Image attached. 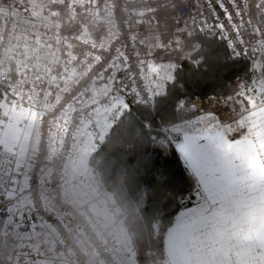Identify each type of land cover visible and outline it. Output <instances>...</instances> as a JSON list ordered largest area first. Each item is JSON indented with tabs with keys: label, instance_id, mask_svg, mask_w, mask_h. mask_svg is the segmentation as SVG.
Returning a JSON list of instances; mask_svg holds the SVG:
<instances>
[{
	"label": "snow or ice",
	"instance_id": "1",
	"mask_svg": "<svg viewBox=\"0 0 264 264\" xmlns=\"http://www.w3.org/2000/svg\"><path fill=\"white\" fill-rule=\"evenodd\" d=\"M192 7L182 15L180 0H0V264H78L52 211L42 146L63 145L71 128L72 140L96 149L128 118L137 140L161 154L174 146L199 201L164 228L167 207L183 197L153 166L141 180L144 233L114 250L117 264H264V71L252 87L208 97L209 110L187 94L173 62L199 70L210 56L199 41L212 36L255 77L264 69V0ZM169 21L174 30L161 33ZM168 84L185 98L162 110ZM128 94L143 118L133 117Z\"/></svg>",
	"mask_w": 264,
	"mask_h": 264
},
{
	"label": "trees",
	"instance_id": "2",
	"mask_svg": "<svg viewBox=\"0 0 264 264\" xmlns=\"http://www.w3.org/2000/svg\"><path fill=\"white\" fill-rule=\"evenodd\" d=\"M210 54L208 63L199 70H194L189 61H185L178 69L180 82L186 85L187 94L198 95L202 100L212 94L221 95L226 85L237 77H250L252 69L244 60L230 59L223 41L216 37H202L199 41ZM257 73L261 71L257 70ZM169 90L167 99L161 100L159 107L170 110L181 93L166 85ZM133 117L143 118V106L130 104ZM131 119V118H128ZM128 119L111 132L110 140H106L90 156V165L100 177L102 188L111 193L119 210L124 215V224L129 231L134 246L141 240L145 230L147 213L141 198V180H148L156 168L163 167L172 177L175 189L183 197L170 204L166 209V218L162 221L164 228L170 226L172 218L184 207L192 204L189 197L195 193V178L186 170L182 159L169 146L161 154L157 145L147 140H137L129 130ZM57 150L52 149V157ZM55 160H53L54 162Z\"/></svg>",
	"mask_w": 264,
	"mask_h": 264
},
{
	"label": "built area",
	"instance_id": "3",
	"mask_svg": "<svg viewBox=\"0 0 264 264\" xmlns=\"http://www.w3.org/2000/svg\"><path fill=\"white\" fill-rule=\"evenodd\" d=\"M142 2L143 0H135V3L137 5ZM148 2H150V0H148ZM198 2L200 4H203L204 0H180L182 8L179 14L187 15V13H189L190 11L194 12L195 9L192 6L196 5ZM205 14L207 15V13ZM174 28L175 23L173 21H169L167 23H163V26L160 27L159 31L161 33H167L169 31L174 30ZM187 50H191L190 46ZM178 55L183 54L180 53ZM239 60H244L249 63L248 60H245L243 58ZM185 61L186 60L183 59H174L173 62L178 63L181 66ZM156 62L161 63L166 61L157 59ZM261 70L264 71V69ZM253 79H255L253 74L249 78L237 77L226 85L221 95L234 94L238 90V85H252ZM148 84L149 82L145 80L138 81L140 89H145V86ZM141 95L145 96L147 95V92L142 91ZM213 95L220 96L219 94H212L207 96L204 100L201 99V107L211 110L213 104L209 103L207 98ZM126 98L129 104H137L135 102L136 98L134 97V95L128 94ZM181 98H185V95H183ZM65 99L67 100L68 98L66 97ZM55 114H59L58 109ZM51 120H53V113H47L43 117L42 135L45 137V139L48 136V129L50 127L49 121ZM53 131H56V129L53 128ZM71 131L72 129L70 128L69 136L65 137V142L63 143V145L59 144L56 156L53 159L55 160L54 162L53 160H51L53 158L52 148L42 146V158L47 160L46 169L49 168L48 172L46 173V182H48L50 186H52L54 189V195L51 200L52 211L56 214L58 219H61L66 222V227L62 228L61 230L62 239L68 246V249L71 254L76 257L78 264H117V258L110 243L96 229V227L93 225L92 221L89 218V206L87 204L84 206H78L67 197L65 190V169L67 165V160L73 155V146L75 145L76 141L70 138ZM109 206L111 208L115 207V205ZM80 239L85 242L87 248H89L91 252L89 251V249H86L82 246Z\"/></svg>",
	"mask_w": 264,
	"mask_h": 264
},
{
	"label": "crops",
	"instance_id": "4",
	"mask_svg": "<svg viewBox=\"0 0 264 264\" xmlns=\"http://www.w3.org/2000/svg\"><path fill=\"white\" fill-rule=\"evenodd\" d=\"M259 76L260 73L258 74L256 70L255 78ZM252 86L253 84L249 85V87ZM255 86L258 87L259 85L257 84ZM232 135L235 136L236 134ZM58 136L59 134H57V140ZM77 141L78 140H76V142ZM58 146L59 144H56L52 149L57 150ZM51 160H53V158ZM48 170L49 168L44 172L45 180L47 178L46 173ZM85 170V173L74 172L72 176H75L71 179V182L67 179L66 175L65 190L67 197L78 206H84L86 204L89 206L90 220L96 229L108 240L113 251L118 247L125 248L127 246H134L133 239L124 224V215L119 210L113 195L102 188L99 174L90 164H86ZM93 182H95V185H93ZM189 199L193 200L192 204L184 208H191L199 201V198L195 196V193L193 196L189 197L188 200ZM109 205H115V207L111 208ZM184 208L180 211L184 210ZM125 235H127V238H125ZM80 242L84 248L89 249L82 239H80ZM89 251L91 252L90 249Z\"/></svg>",
	"mask_w": 264,
	"mask_h": 264
},
{
	"label": "rangeland",
	"instance_id": "5",
	"mask_svg": "<svg viewBox=\"0 0 264 264\" xmlns=\"http://www.w3.org/2000/svg\"><path fill=\"white\" fill-rule=\"evenodd\" d=\"M96 149H90L83 141H75V145L73 146V155L67 160L65 169V176L67 175V179H69L70 182L75 176H72L74 172L85 173L86 164H90L89 157ZM93 185H95V182H93ZM125 238H127V235H125Z\"/></svg>",
	"mask_w": 264,
	"mask_h": 264
}]
</instances>
